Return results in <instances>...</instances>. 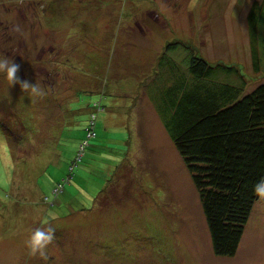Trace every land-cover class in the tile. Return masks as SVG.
Wrapping results in <instances>:
<instances>
[{"label": "rangeland", "instance_id": "374dc122", "mask_svg": "<svg viewBox=\"0 0 264 264\" xmlns=\"http://www.w3.org/2000/svg\"><path fill=\"white\" fill-rule=\"evenodd\" d=\"M262 4L0 0V56L38 88L0 73V264H264V198L236 255L217 256L160 109L191 51L236 66L245 93L264 83V23L252 34L249 19ZM173 42L183 46L162 58ZM94 102L96 135L81 149ZM38 228L53 239L33 254Z\"/></svg>", "mask_w": 264, "mask_h": 264}, {"label": "trees", "instance_id": "16d2710c", "mask_svg": "<svg viewBox=\"0 0 264 264\" xmlns=\"http://www.w3.org/2000/svg\"><path fill=\"white\" fill-rule=\"evenodd\" d=\"M262 6L250 11L252 34L264 23ZM182 46L168 43L162 58ZM255 48L253 64L259 70ZM191 53L187 67L175 68L177 79L162 101L161 116L198 191L214 253L232 257L260 199L253 186L264 178V83L245 93L247 79L236 66ZM222 72L239 81L219 82Z\"/></svg>", "mask_w": 264, "mask_h": 264}, {"label": "clouds", "instance_id": "9594fccd", "mask_svg": "<svg viewBox=\"0 0 264 264\" xmlns=\"http://www.w3.org/2000/svg\"><path fill=\"white\" fill-rule=\"evenodd\" d=\"M20 65L10 60L6 56H0V73L6 74V78L13 83H19L23 90L31 89L32 92H37L36 84L28 81H21L17 76ZM253 192L260 198H264V178L260 179L254 186ZM53 232L51 230L45 231L42 228L36 229L30 236L29 246L33 254L43 252L46 246L52 241Z\"/></svg>", "mask_w": 264, "mask_h": 264}, {"label": "built area", "instance_id": "2783aa9c", "mask_svg": "<svg viewBox=\"0 0 264 264\" xmlns=\"http://www.w3.org/2000/svg\"><path fill=\"white\" fill-rule=\"evenodd\" d=\"M96 102H100V101H96ZM92 106L93 108V113L91 114V117H90V122L88 124V127H87V136H86V139L85 141L81 144V149H84L88 140L92 137H94L96 135V130H95V127H96V120H97V114L98 112L103 109V107L100 105V103H96Z\"/></svg>", "mask_w": 264, "mask_h": 264}, {"label": "crops", "instance_id": "0c3cea01", "mask_svg": "<svg viewBox=\"0 0 264 264\" xmlns=\"http://www.w3.org/2000/svg\"><path fill=\"white\" fill-rule=\"evenodd\" d=\"M119 64H117V66H118ZM147 98V97H146ZM145 98V99H146ZM143 104H145V109H148L151 113H155V109H154V107H153V103L150 101V100H148V99H146L145 100V102H143ZM147 104H148V106H147ZM154 116H155V114H154ZM158 116V115H157ZM158 118H159V116H158ZM160 120V119H159ZM256 204V203H255ZM254 209V208H253ZM253 213H254V210L252 211V214H251V216L253 215ZM251 216H250V218H251ZM261 217V215H259V218ZM250 220V219H249Z\"/></svg>", "mask_w": 264, "mask_h": 264}]
</instances>
